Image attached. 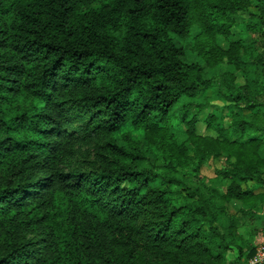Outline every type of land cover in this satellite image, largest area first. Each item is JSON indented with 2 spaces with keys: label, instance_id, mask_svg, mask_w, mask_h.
Here are the masks:
<instances>
[{
  "label": "trees",
  "instance_id": "obj_1",
  "mask_svg": "<svg viewBox=\"0 0 264 264\" xmlns=\"http://www.w3.org/2000/svg\"><path fill=\"white\" fill-rule=\"evenodd\" d=\"M232 202L264 210V0H0V264H226Z\"/></svg>",
  "mask_w": 264,
  "mask_h": 264
},
{
  "label": "rangeland",
  "instance_id": "obj_2",
  "mask_svg": "<svg viewBox=\"0 0 264 264\" xmlns=\"http://www.w3.org/2000/svg\"><path fill=\"white\" fill-rule=\"evenodd\" d=\"M179 45L184 44L183 41H177ZM187 49H188V56L189 60L192 62H199V56L194 53L193 51V43L186 42ZM220 72H231L236 73L240 78H242L240 73H237L234 67L228 65L227 63L223 64L217 71H210L208 70V75H211L214 78H218ZM206 98H215L212 92H205L200 94V99ZM211 108L207 111L212 112L213 114L218 115L221 111L222 104L218 101H212ZM227 114V113H225ZM73 116L75 118L74 127H79L83 124V120L79 118L77 114L73 111ZM133 134V139H138V134L134 132L133 128L127 126L124 127L122 130V134ZM173 138L175 143L182 144L187 140L186 129L184 126H180L176 124L174 129L172 130ZM135 136V137H134ZM94 145L82 146L80 147L75 157L67 163L65 166L66 172H72L74 170L81 171L82 173L90 172L94 167L95 164V151ZM155 157L158 159L159 164H163L165 154L155 150ZM137 170L143 171L145 170V164L140 163L137 167ZM159 173H165V169L158 170ZM202 176L207 179V182L210 185L215 186L216 188L220 189L221 191H225L227 188V183L221 179H219L215 172V164L213 162H209L205 167H203L201 171ZM178 180H184L190 184L196 182V178L193 175L187 172H180L176 175ZM177 193L176 203L180 204L181 202L189 203L192 202L191 192L188 190L186 185H180L174 189ZM188 204V205H189ZM229 213L231 216H235L237 218V233L234 235L235 246L233 247L230 252L227 254V263L226 264H251V260L249 261L248 255L250 254V247L248 246L251 242H253L257 248H261L264 245V210L262 213L254 218L253 220L250 218H245L243 215L240 214L241 209L243 208V204L240 202H232L228 204ZM264 208V207H263ZM242 250V253L239 252ZM242 256V257H241Z\"/></svg>",
  "mask_w": 264,
  "mask_h": 264
},
{
  "label": "built area",
  "instance_id": "obj_3",
  "mask_svg": "<svg viewBox=\"0 0 264 264\" xmlns=\"http://www.w3.org/2000/svg\"><path fill=\"white\" fill-rule=\"evenodd\" d=\"M251 264H264V245L257 250L256 256Z\"/></svg>",
  "mask_w": 264,
  "mask_h": 264
}]
</instances>
